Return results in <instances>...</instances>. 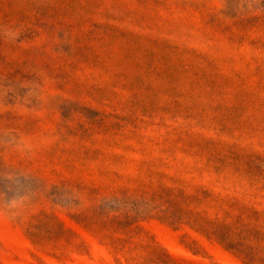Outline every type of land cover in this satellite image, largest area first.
<instances>
[{"label": "rangeland", "instance_id": "1", "mask_svg": "<svg viewBox=\"0 0 264 264\" xmlns=\"http://www.w3.org/2000/svg\"><path fill=\"white\" fill-rule=\"evenodd\" d=\"M0 264H264V0H0Z\"/></svg>", "mask_w": 264, "mask_h": 264}]
</instances>
